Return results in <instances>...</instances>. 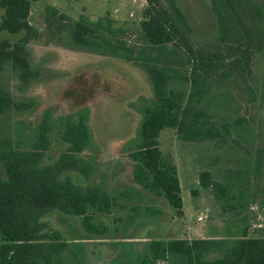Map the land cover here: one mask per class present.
<instances>
[{
	"label": "trees",
	"instance_id": "obj_1",
	"mask_svg": "<svg viewBox=\"0 0 264 264\" xmlns=\"http://www.w3.org/2000/svg\"><path fill=\"white\" fill-rule=\"evenodd\" d=\"M39 1L0 0L4 11L0 21V118H9L32 106L15 100L4 87L2 73L10 68L25 84L40 78L30 50L32 41L41 37L30 23L33 3ZM145 1L148 7L138 31L116 29L110 17L91 21L82 16L73 20L54 7L46 8V31L60 45L68 40L79 50L124 60L149 79V107L129 152L133 179L137 187L165 199L183 219L178 167L172 153L161 150V133L172 129L184 142L212 141L222 149L231 142L235 130L251 124L246 115L218 121L212 110L222 107V93L212 90L215 84L239 79L251 95L247 114L256 103L250 82L254 75L252 63L258 54H264V0H208L211 16L209 10L207 15L215 22L216 38L210 44L198 45L192 38L197 23L177 0ZM198 27L205 33L207 28L200 24ZM5 31L19 39L2 38ZM130 32L136 33L141 42L138 51L125 43ZM6 64H10L7 69ZM238 108L233 107L234 113L239 112ZM39 128L31 145L23 147L22 142L4 137L0 126V264H78L79 252L73 244L79 242L66 240L60 231L44 222L43 217L49 213L78 217L89 239L103 240L113 230L97 222L98 216L117 215L120 208L130 211L113 221L122 225L119 230H125L143 212L138 206L125 204L130 198L127 191L111 193L64 178L72 171L87 178L93 174L92 164L81 157L92 145L87 120L65 125L61 131L62 153L47 166L42 162L52 145L50 123L45 120ZM262 150L263 147L256 148L258 153ZM261 176L257 174L258 179ZM199 179L203 188H213L219 196L229 200L237 197L232 194L229 179L218 181L209 171L202 172ZM255 183L262 184L258 180ZM260 200L264 205V197ZM244 204L229 208L238 211L246 207ZM156 214L161 215L159 211ZM170 255L185 257L186 264H264V237H250L246 229L242 236L232 239L150 240L137 264L167 262Z\"/></svg>",
	"mask_w": 264,
	"mask_h": 264
},
{
	"label": "rangeland",
	"instance_id": "obj_2",
	"mask_svg": "<svg viewBox=\"0 0 264 264\" xmlns=\"http://www.w3.org/2000/svg\"><path fill=\"white\" fill-rule=\"evenodd\" d=\"M177 1L197 24L204 29L209 25L202 33L199 24H195L197 29L192 38L196 45L214 42L216 25L213 17L207 15L209 10L211 16L210 2ZM47 7H54L73 20L82 16L91 21L110 17L116 29L138 31L148 4L145 0H41L33 3L30 23L41 32V37L32 41L30 50L40 78L25 84L8 68L10 64H6L5 69H8L2 73L4 87L15 100L32 104L26 111L0 118L4 137L22 142L23 147L30 146L43 121L48 120L52 145L42 162L47 166L55 163L62 153L61 131L65 125L87 120L92 130V145L81 157L92 164L93 174L87 178L72 171L64 178H71L83 187L97 186L111 193L127 191L130 198L125 204L143 210L130 230V227L119 230L122 225L113 222L115 217H125L130 211L120 208L117 215L98 216L97 222L113 230L103 240L89 239L78 217L59 212L45 215L43 221L60 231L66 240L79 242L73 244L79 252L78 264L125 261L137 264L146 254L150 240L156 239H195L197 236L232 239L242 236L246 229L250 237H264V205L260 200L264 197V54H258L252 63L254 75L250 84L257 101L250 107L249 114L251 95L241 80L213 86V92L222 93V107L212 110L218 121H233L245 115L251 121L235 130L228 145L219 149L212 141L188 143L172 129L162 131L160 148L175 156L181 179L185 216L180 219L165 199L137 187L133 179L129 152L135 146L144 111L149 107L152 92L149 79L124 60L79 50L68 40L60 45L51 39L46 31ZM3 14L0 9V21ZM2 38L19 39L7 31ZM125 43L136 51L141 47L136 33H127ZM233 107H240L239 112L234 113ZM261 147L263 150L258 153L256 148ZM205 171L211 172L218 181L229 179L232 194L237 197L229 200L219 196L213 188H203L199 177ZM258 173L263 174L259 179ZM257 180L262 184L257 185ZM239 203H245L246 207L238 211L229 208ZM157 211L161 215L156 214ZM202 216L208 218L198 221ZM186 262L185 257L170 255L167 262L157 264Z\"/></svg>",
	"mask_w": 264,
	"mask_h": 264
},
{
	"label": "crops",
	"instance_id": "obj_3",
	"mask_svg": "<svg viewBox=\"0 0 264 264\" xmlns=\"http://www.w3.org/2000/svg\"><path fill=\"white\" fill-rule=\"evenodd\" d=\"M174 159H175V156H174ZM175 162H176V159H175ZM177 163V162H176ZM178 167V166H177ZM178 172H179V170H178ZM180 178V177H179ZM180 182H181V179H180ZM182 188V187H181ZM189 232H191L190 231V229H189ZM206 237V236H205ZM212 237H210V236H207V238H203L202 236L201 237H199V236H197V237H195V239H211ZM214 239V238H213ZM172 240V239H171ZM189 240H193V239H189ZM96 242H98V241H96Z\"/></svg>",
	"mask_w": 264,
	"mask_h": 264
},
{
	"label": "built area",
	"instance_id": "obj_4",
	"mask_svg": "<svg viewBox=\"0 0 264 264\" xmlns=\"http://www.w3.org/2000/svg\"><path fill=\"white\" fill-rule=\"evenodd\" d=\"M206 218H208V217H207V216H205V217H203V216H202V217H199V218H198V221H200V222H201V221H204Z\"/></svg>",
	"mask_w": 264,
	"mask_h": 264
},
{
	"label": "flooded vegetation",
	"instance_id": "obj_5",
	"mask_svg": "<svg viewBox=\"0 0 264 264\" xmlns=\"http://www.w3.org/2000/svg\"><path fill=\"white\" fill-rule=\"evenodd\" d=\"M77 172V171H76ZM131 229V227L129 228V230Z\"/></svg>",
	"mask_w": 264,
	"mask_h": 264
}]
</instances>
